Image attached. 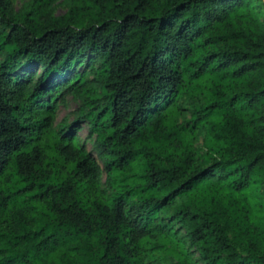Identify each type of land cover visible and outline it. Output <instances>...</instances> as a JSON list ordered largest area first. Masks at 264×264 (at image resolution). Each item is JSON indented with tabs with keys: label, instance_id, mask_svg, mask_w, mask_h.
Listing matches in <instances>:
<instances>
[{
	"label": "trees",
	"instance_id": "16d2710c",
	"mask_svg": "<svg viewBox=\"0 0 264 264\" xmlns=\"http://www.w3.org/2000/svg\"><path fill=\"white\" fill-rule=\"evenodd\" d=\"M58 1L0 0V264H264V1Z\"/></svg>",
	"mask_w": 264,
	"mask_h": 264
},
{
	"label": "rangeland",
	"instance_id": "374dc122",
	"mask_svg": "<svg viewBox=\"0 0 264 264\" xmlns=\"http://www.w3.org/2000/svg\"><path fill=\"white\" fill-rule=\"evenodd\" d=\"M33 3V0H12L14 11L20 12L30 9L31 4ZM71 7V0H59L54 5V15L56 17L64 16L67 14ZM40 72V71H39ZM66 104H62L57 113V121H62L63 119L67 118L70 122H74L76 120L77 116L75 115V112L77 110V102L72 100L70 97L67 99ZM82 130L78 133V137L81 139L82 142L86 143L87 148L89 151H93V144L90 139H88L89 136V126L82 123ZM202 141L200 138L199 144ZM187 245L189 246V243L187 242ZM194 248V247H193ZM194 258H198V253L196 252L195 248L193 249ZM163 261L161 264H172V261L169 259L163 258ZM199 264H202L199 262Z\"/></svg>",
	"mask_w": 264,
	"mask_h": 264
},
{
	"label": "water",
	"instance_id": "95a60500",
	"mask_svg": "<svg viewBox=\"0 0 264 264\" xmlns=\"http://www.w3.org/2000/svg\"><path fill=\"white\" fill-rule=\"evenodd\" d=\"M264 1V0H263Z\"/></svg>",
	"mask_w": 264,
	"mask_h": 264
}]
</instances>
